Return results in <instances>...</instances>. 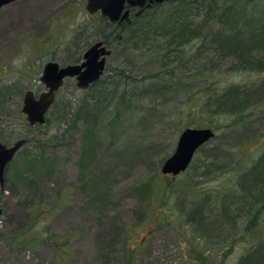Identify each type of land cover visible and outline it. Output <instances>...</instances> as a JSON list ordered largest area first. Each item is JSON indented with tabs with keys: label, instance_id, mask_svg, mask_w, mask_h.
Returning a JSON list of instances; mask_svg holds the SVG:
<instances>
[{
	"label": "trees",
	"instance_id": "1",
	"mask_svg": "<svg viewBox=\"0 0 264 264\" xmlns=\"http://www.w3.org/2000/svg\"><path fill=\"white\" fill-rule=\"evenodd\" d=\"M131 20V23L113 25L98 14L79 25L80 31L73 39L77 41L73 42L77 48L68 50L69 62L62 66L80 62V40L90 28L103 33L102 39L112 55L101 80L88 90L79 91L73 79L65 82L62 88H73L76 100L73 105L62 99V89L58 92L45 125L54 117V132L39 134L42 126L32 127L26 122L21 109L29 87L21 88L18 82L0 83V131L12 128L11 140L0 144L12 147L23 143L8 167L4 189L15 194L20 188L40 191L41 183L50 182L58 171L62 172V162L52 154H56L63 143L67 144V140H75L78 134L82 143L79 164L82 185L79 187L89 200L87 206L103 223L98 239L102 242L101 246L99 244L101 263L113 264L111 251L125 236L126 226L105 215L111 202L108 177L96 179L87 174L88 166L95 159V148L101 141H107L112 152L124 144V137L132 133L137 137L140 133L143 153L164 154L160 163L153 165L156 177L163 182L173 175L161 173L162 165L195 117H226L231 120L224 127L209 125L215 133L214 139L199 150V159L183 174H188V181L199 187V179L209 182L228 172H239L236 187L204 194L194 189L193 199L202 198L195 199V205L184 214L199 246L203 247L201 242L204 248H208V244L219 246L217 236L226 231L227 252L237 244L248 246L234 264H264V127L256 123L260 117L264 118V80L252 87L218 81L223 72L264 75V0H170L154 4ZM185 118L188 119L186 127L182 125ZM173 127L177 128L176 135H180L177 139L173 136V143L166 146L161 141L163 133ZM159 128L166 129L160 137L155 133ZM221 129L225 142L217 133ZM259 138L262 142L248 164L247 154L243 158L238 155V159L233 147L224 148L226 143L228 147H241L247 140ZM153 182L150 180L134 188L130 196L142 203L151 200ZM177 185L166 183L162 187L164 199L188 193ZM67 194L69 196V191L62 189L59 196ZM33 206L31 202L26 208L30 210ZM211 229L215 234L213 239L209 236ZM22 236L21 245L30 246L38 239L37 235L25 232ZM52 244L58 250H65L69 243L53 241ZM212 250L213 247L208 252ZM203 255L201 253L200 257Z\"/></svg>",
	"mask_w": 264,
	"mask_h": 264
},
{
	"label": "rangeland",
	"instance_id": "2",
	"mask_svg": "<svg viewBox=\"0 0 264 264\" xmlns=\"http://www.w3.org/2000/svg\"><path fill=\"white\" fill-rule=\"evenodd\" d=\"M85 7L86 0H21L0 11V83L10 85L18 82L21 88L29 87L38 95L42 93L43 85L40 77L45 64L49 61H57L60 64L69 62L68 50L77 48L76 44H73L75 41L73 39L80 31L79 25L94 17L85 11ZM84 33L86 34L80 40L79 53L82 59L79 63L84 61L83 54L89 47L100 40L105 43L102 32H95L90 28ZM263 80L264 75L238 71L223 72L218 77V81L222 84L244 87H252ZM61 89L62 99L69 100L74 105L76 95L73 88L66 86ZM230 120L226 117L212 119L202 115L195 117L189 127L203 129L210 128V124L224 127ZM256 123L260 124L259 127H264V118L260 117ZM256 123H254L255 127H257ZM55 124V118L51 116V123L42 126L38 131L39 134L54 132ZM187 124L188 119L185 118L182 125L186 127ZM10 129L12 128L9 130L4 128L0 131V143L5 144L6 141L11 140ZM162 130L166 129L159 128L155 133L160 137ZM176 130L177 128L173 127L168 133H163L161 141L166 146L173 143V136L177 139L180 135H176ZM223 132L222 129L217 131L220 137L223 136ZM133 137V133L130 137H124L122 139L124 144L117 146L112 152L108 149L107 141L101 143L98 141L100 145L95 148V159L87 170L90 178L108 177L107 186L110 190L111 202L105 215L122 221L126 226L125 236L119 239L116 247L111 251L112 263L234 264L237 262L248 246L237 244L227 252L229 247L225 241L226 231L224 235L217 236L219 246L208 244V248H204L203 242H201L203 247L199 246L201 244H198L199 241L195 242L184 212L195 205L193 203L195 199L198 201L202 198L199 196L193 199L191 194L194 189L201 194L217 192V190L219 192L233 190L239 172H228L227 175L217 177L215 180L211 179L209 182L199 179L201 182L199 187L198 184H191L188 181V174L176 178H164L163 182H159L153 165L160 163L164 154L157 156L158 151L143 153L140 133L137 137ZM79 138L77 134L75 140L72 138L67 140V144L63 143L56 154H52L62 162V172L59 174L58 171L50 182L41 183L40 191L28 192L20 188L15 194L12 190L4 189L5 186L4 188L0 186V207L4 213L0 222V264H102L99 248L102 242L98 239L103 223L97 220L94 210L87 206L89 200L79 187L80 184L82 185L79 165L82 143ZM177 141L178 139L171 154L175 151ZM222 141L225 142L226 138L222 137ZM261 142L262 138L251 139L241 147L233 145L228 147L226 143L224 148L230 150L233 147L236 158L238 155L243 158L247 154L248 164L251 162L254 150ZM239 151L241 153L237 154ZM199 156L200 154H196L193 160L197 162ZM191 173L194 171L192 170ZM150 180L154 181L151 200L142 203L138 198L130 196L134 188ZM166 183L178 184V188H183L188 193H180L173 198L164 199L161 190ZM62 189H67L69 196L67 194L60 197ZM31 202L34 206L28 210ZM206 213L208 214V211ZM24 232L26 235H37V241L32 242L30 246L21 245L19 239L23 237ZM209 233L213 239L214 231L211 229ZM53 241H67L69 244L65 250L62 248L58 250L56 245L52 244ZM212 247V252H208ZM107 253L104 251V254ZM201 253L204 254L202 258Z\"/></svg>",
	"mask_w": 264,
	"mask_h": 264
},
{
	"label": "water",
	"instance_id": "3",
	"mask_svg": "<svg viewBox=\"0 0 264 264\" xmlns=\"http://www.w3.org/2000/svg\"><path fill=\"white\" fill-rule=\"evenodd\" d=\"M19 0H0V9ZM170 0H86L85 11L90 16L100 14L113 25L128 22L131 23L132 9H138L134 16L139 17L146 9L154 4H164ZM197 1V0H194ZM208 1V0H198ZM112 50L102 40L89 47L83 54V60L78 64L61 66L57 61H49L43 67L40 77L44 86V92L35 96L33 90L25 93L21 113L26 117L27 123L35 127L46 125L48 111L55 103L56 95L68 79L76 80L78 90H88L91 85L97 83L103 77L108 59ZM214 131L210 128H188L179 136L174 153L162 165L161 173L175 178L185 172L193 163L195 155L203 146L214 139ZM23 147L18 142L12 147L0 144V186L4 188L8 167L14 160L16 153ZM3 210L0 207V222L3 218Z\"/></svg>",
	"mask_w": 264,
	"mask_h": 264
},
{
	"label": "flooded vegetation",
	"instance_id": "4",
	"mask_svg": "<svg viewBox=\"0 0 264 264\" xmlns=\"http://www.w3.org/2000/svg\"><path fill=\"white\" fill-rule=\"evenodd\" d=\"M19 1H21V0H19ZM18 2V1H17ZM15 2H13V3H11V4H14ZM10 4V5H11ZM10 5H8V6H10ZM8 6H4V7H2L1 9H0V11H2L3 9H5L6 7H8ZM138 11V9H132V11H131V18L135 15V13ZM121 23H123V22H121ZM29 90H31V89H29ZM42 90H43V92L45 91L44 90V86L42 87ZM42 92V93H43ZM41 94V93H40ZM35 96H37L38 97V93L36 92L35 93ZM26 118V117H25ZM38 126V125H37ZM37 126H35V127H37Z\"/></svg>",
	"mask_w": 264,
	"mask_h": 264
}]
</instances>
